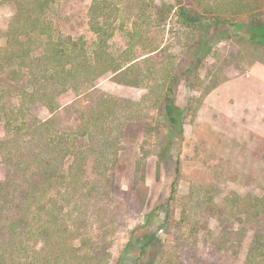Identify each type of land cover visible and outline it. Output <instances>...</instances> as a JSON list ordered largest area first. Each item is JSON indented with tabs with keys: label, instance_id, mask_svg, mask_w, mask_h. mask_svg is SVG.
<instances>
[{
	"label": "trees",
	"instance_id": "trees-1",
	"mask_svg": "<svg viewBox=\"0 0 264 264\" xmlns=\"http://www.w3.org/2000/svg\"><path fill=\"white\" fill-rule=\"evenodd\" d=\"M127 1L137 5L139 25L145 26L134 27L136 33L130 37L136 34L138 40L145 38L150 49L156 51L159 45L152 43L148 35L151 16L146 11L151 7V0ZM54 2L2 0L0 3L14 7L7 27L0 34V164L7 170L4 179H0V264H108L113 237L125 230L121 218L115 223L119 215L113 211L111 195V191L121 189L115 172L124 149L121 144L124 134L119 127L143 119L149 111L161 110L165 122L181 140L185 118L193 120L197 113L195 99L178 103L181 96L174 89V63L167 61L168 69L162 72L168 76L165 74L164 81L158 85L151 80L153 77L150 79L152 69L148 68L143 75L128 53L123 52L119 57L106 53L111 19L122 0L90 2L87 24L94 36L93 60L86 59L87 55L78 49L76 42L73 44L60 36L52 39L54 34L46 11L51 10ZM188 2L189 7L178 6L177 24L191 31L190 39L196 41L194 56L202 58L201 65L206 72L208 66L203 54L208 53L212 43L211 33L220 26L229 25L240 42L264 47V0ZM169 15V9L162 11L161 20ZM241 17L245 21L237 23ZM144 28L145 35L137 34ZM198 31L202 34L196 40ZM43 35L47 38L43 53L31 56L34 38ZM81 39L77 40L84 45ZM21 68H25L29 76L25 88L19 85ZM107 73L113 75L116 83L146 88L147 93L133 101L106 96L92 89L94 82ZM70 79L75 81L72 84V92L77 93L75 97L87 89L89 82L94 85L89 96L92 102L84 109L80 100L74 101L73 111L89 112L88 121L74 129V136L82 142L76 146L69 138L71 132L62 131L52 120L38 121L33 117L34 107L37 111L45 108L54 113L64 105L61 101L68 96ZM10 81L15 85H10ZM212 89L203 92L202 98ZM64 101L68 102V98ZM147 157V153L142 152L140 161ZM17 180L20 184L15 183ZM177 186L178 180L174 179L170 201L175 199ZM193 195L192 191L182 198L180 220L176 223L183 226L187 234L182 239L177 238L176 245L170 246L168 251L157 252L154 264H184L179 250L191 252L194 264H208L195 258L198 237L203 242L206 239L216 251L231 253L239 259V264H264V196L232 194L216 200L208 192L200 200ZM165 214L164 222L169 219V212ZM229 218H233L236 228H226ZM210 219H215L221 227L218 234L210 229ZM133 233L130 232L122 254L136 244ZM153 237L139 247L138 259L144 261L149 249L155 248ZM169 240L168 237L166 241Z\"/></svg>",
	"mask_w": 264,
	"mask_h": 264
},
{
	"label": "rangeland",
	"instance_id": "rangeland-1",
	"mask_svg": "<svg viewBox=\"0 0 264 264\" xmlns=\"http://www.w3.org/2000/svg\"><path fill=\"white\" fill-rule=\"evenodd\" d=\"M90 2L55 0L51 10L46 11V18L54 34L52 39L60 36L70 39L73 44L76 42L78 49L87 55L86 59L93 60L94 36L87 24ZM149 5L151 7L146 11L151 16L148 35L152 43L159 45L156 51L150 49L145 38L138 40L136 34L130 37L135 32L134 27L145 26L139 25L137 5L127 0H122L117 14L111 19V36L105 51L116 57L123 52L128 53L132 63L138 64L143 75L148 68L152 69L150 79L153 77L151 80L158 85L164 81L166 73L162 71L168 69L167 61L174 63V89L181 96L178 103H185L188 98H192L198 107L193 120L185 118L181 140L176 137L177 132L165 122L161 110L149 111L143 119L129 121L119 127L124 134L121 141L124 149L116 162L115 172L121 189L111 191V195L114 200L113 211L119 215L115 223L121 218L125 230L114 235L113 245L108 252V264H154L157 252L168 251L170 246L176 245V239H182L187 234L185 228L176 223L180 220L182 198L189 192L193 191V198L197 196L200 200L208 192L216 200L232 194L242 197L264 196V47L240 42L229 25L220 26L211 33L212 43L208 53L203 54L208 66L206 72L201 65L202 58L194 56L196 41L194 43L190 39L191 31L177 24L178 6L189 7L188 0H151ZM167 9L170 15L163 21L162 11ZM13 13L12 5L0 4V34H3ZM243 19L241 17L236 22H244ZM210 28L206 27V30L210 31ZM146 33L145 28L137 32ZM195 34L197 40L202 33L198 31ZM79 38H83V47L77 40ZM34 40L35 43L31 45L33 57L43 53L47 38L43 35ZM20 71L19 82L22 83L19 85L25 88L29 76L25 74V68ZM8 83L15 85L13 81ZM74 83V79L68 81V102L64 101V96L61 101L64 105L54 113L45 108L37 111L34 107L33 117L38 121L52 120L62 131L71 132L69 138L75 146L82 142L73 132L78 125L88 121L89 112L83 109L92 102L89 98L92 89L106 96L133 101L140 100L147 93L146 88L116 83L113 75L108 73L96 80L95 86L89 82L78 98L75 97L77 93L72 92ZM150 85L153 84L150 82ZM210 88L213 89L208 90L202 98V93ZM76 100H80L84 106L82 112L73 111ZM22 132L25 137H29ZM142 152H146L148 157L140 161ZM6 172L0 164V179H4ZM174 179L178 180L177 194L170 201ZM15 183L20 184V181ZM166 212H169V219L164 222ZM229 219L225 222L226 228H236L233 218ZM262 227L264 229V216ZM210 229L218 234L221 227H218L215 219H210ZM131 231H134L132 238L137 242L122 254ZM150 236H154L152 241L155 248L149 249L147 258L142 261L138 259L139 247ZM168 237L169 242L166 241ZM198 239L195 258L208 264L240 263L231 253L216 251L206 239L204 242L200 237ZM178 254L184 264L195 263L191 252L179 250Z\"/></svg>",
	"mask_w": 264,
	"mask_h": 264
}]
</instances>
